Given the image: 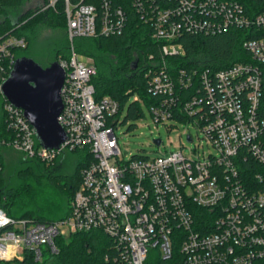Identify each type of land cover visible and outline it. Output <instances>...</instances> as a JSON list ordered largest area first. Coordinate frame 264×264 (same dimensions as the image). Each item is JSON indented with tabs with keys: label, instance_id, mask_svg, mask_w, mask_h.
<instances>
[{
	"label": "built area",
	"instance_id": "2783aa9c",
	"mask_svg": "<svg viewBox=\"0 0 264 264\" xmlns=\"http://www.w3.org/2000/svg\"><path fill=\"white\" fill-rule=\"evenodd\" d=\"M57 1L48 0L42 9ZM130 2L159 47V58L146 71L154 121L168 129L190 123L213 149L125 157L116 132L124 110L111 96L96 98L95 61L82 60L73 41L121 35L129 10L111 0H65L71 53L58 60L66 72L58 120L67 138L58 148L44 147L23 109L2 95L13 134L0 138V152L9 147L46 164L78 149L87 158L65 217L42 222L10 216L0 207V261L22 260L27 249L42 261L58 252V238L98 230L110 244L95 264H264V191L255 184L264 180V10L252 12L237 0ZM231 29L254 33L243 42L250 58L220 69L169 59L185 53L178 39L186 34ZM27 45L23 35L0 39V92L15 50ZM132 100L143 102L137 95ZM143 116L144 108L131 125ZM187 137L193 140L191 133ZM154 142L161 146L163 140Z\"/></svg>",
	"mask_w": 264,
	"mask_h": 264
},
{
	"label": "trees",
	"instance_id": "16d2710c",
	"mask_svg": "<svg viewBox=\"0 0 264 264\" xmlns=\"http://www.w3.org/2000/svg\"><path fill=\"white\" fill-rule=\"evenodd\" d=\"M24 1L0 0V39L9 34L23 35L28 39L26 48L15 50L17 58L28 54L29 46L42 26L61 27L67 32L65 0H58L55 7L42 9L43 6H40L28 10L16 15L17 20H14L13 12L18 10ZM45 1L47 4L48 0ZM101 1L70 0L73 4L83 2L97 5ZM111 1L129 10L125 31L121 35L109 37L75 38L73 46L76 52L90 56L95 61L97 72L92 82L96 89V98L104 96L115 98L119 101L121 110L127 109L125 119L134 122L137 111L143 110V103L147 106L155 103V96L148 90L146 71L159 58V47L151 36L152 29L140 19L130 0ZM237 1L252 12L264 10V0ZM253 36L254 33L241 29H231L216 34L207 32L197 35L186 34L178 39L184 44L185 53L169 59L179 66L190 67L202 64L220 69L239 61L242 56L250 58L243 47V42ZM51 48L55 52L51 62L60 58H68L71 53L68 34L62 40L55 39ZM151 54H153L152 59ZM50 63L42 65L47 66ZM135 95L139 96L143 102L131 100V97ZM3 101L4 97L0 92V138H9L13 133L8 130L5 122L2 110ZM9 149L12 148L2 147L0 152L2 165L0 207L10 216L32 218L42 222L65 217L69 212L68 202L81 182V170L87 158L85 152L79 149L65 151L54 163L46 164L29 158L23 153H14ZM7 155L9 162H7ZM64 165L69 166L70 173L69 169H63ZM6 166L10 178L4 174ZM44 177L48 183L58 186L64 196L68 197L67 203L65 197L62 199L65 209L55 218L40 213L39 207L29 205V200L34 199L35 191ZM255 184L257 188L264 191V180L255 181ZM7 198L10 200L8 201ZM109 244L110 239L101 231L79 232L58 238V252L50 254L42 261L36 260L32 251L27 249L22 260L0 261V264H95L102 262Z\"/></svg>",
	"mask_w": 264,
	"mask_h": 264
},
{
	"label": "rangeland",
	"instance_id": "374dc122",
	"mask_svg": "<svg viewBox=\"0 0 264 264\" xmlns=\"http://www.w3.org/2000/svg\"><path fill=\"white\" fill-rule=\"evenodd\" d=\"M45 0H25L24 3L18 10L13 12L14 20H17V16L28 10L36 9L37 7L44 6ZM67 35L66 29L57 27L53 28L49 25L42 26L36 37L33 39L29 46L27 56L34 58L40 64H48L53 59L55 52L51 48L55 39L62 40ZM70 40V39H69ZM53 50V51H52ZM82 60H86V56L80 54L79 56ZM55 61V60H54ZM53 62V61H52ZM133 97H131L132 100ZM143 108L145 111V116L137 121L136 126H132L129 119L123 120L116 129L117 135L119 136V143L125 157L128 158L131 154H141L155 156L160 153H164L165 150H177L182 149L187 155L200 154L202 155L203 150L209 152L213 149L206 142L203 144L198 136H202L200 131L195 128L190 123L176 122L175 125L168 129L165 124H157L146 104L143 103ZM127 109H124L122 118H125ZM192 134L193 140H188L187 135ZM161 138L163 143L161 146L155 144L154 139ZM184 145V146H183ZM196 149V150H193ZM14 153H22L16 149H9ZM7 155V162L8 161ZM69 165V164H68ZM64 170L69 169V166L64 165ZM71 170L69 169V173ZM5 176L10 178L8 168L6 166ZM39 187L36 189L34 194V199L29 200V205L31 207H39L41 209L40 213L44 215L55 218L58 214L65 209V204L63 203V198L65 197L66 203L68 202V197L60 191V188L55 184L48 183L46 177H44ZM9 201L10 199L7 198ZM6 201V200H5ZM67 205V204H66ZM70 206V200L68 202V209ZM55 218L54 220H56ZM50 253H46L44 258H48Z\"/></svg>",
	"mask_w": 264,
	"mask_h": 264
},
{
	"label": "water",
	"instance_id": "95a60500",
	"mask_svg": "<svg viewBox=\"0 0 264 264\" xmlns=\"http://www.w3.org/2000/svg\"><path fill=\"white\" fill-rule=\"evenodd\" d=\"M65 75L58 60L43 66L34 58L23 55L16 59L1 84L2 95L23 109L40 144L46 148H58L67 138L58 120L63 108L61 88ZM156 143L159 144L160 140L157 139Z\"/></svg>",
	"mask_w": 264,
	"mask_h": 264
}]
</instances>
